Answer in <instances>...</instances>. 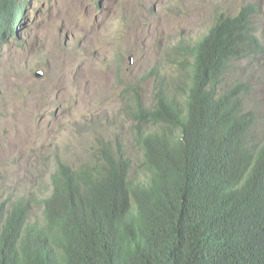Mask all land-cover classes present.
I'll return each mask as SVG.
<instances>
[{
	"label": "trees",
	"instance_id": "1",
	"mask_svg": "<svg viewBox=\"0 0 264 264\" xmlns=\"http://www.w3.org/2000/svg\"><path fill=\"white\" fill-rule=\"evenodd\" d=\"M28 2L0 0V44L16 39ZM260 14L264 0L215 12L183 46L175 91L160 83L153 108L137 104V171L102 144L78 169L56 160L41 222L31 199L5 196L0 264H264V132L245 92L221 83L264 59Z\"/></svg>",
	"mask_w": 264,
	"mask_h": 264
},
{
	"label": "rangeland",
	"instance_id": "2",
	"mask_svg": "<svg viewBox=\"0 0 264 264\" xmlns=\"http://www.w3.org/2000/svg\"><path fill=\"white\" fill-rule=\"evenodd\" d=\"M246 1L254 0H29L16 39L0 44V202L9 193L29 198L41 222L56 160L78 169L102 144L137 171V104L153 108L160 83L175 91L183 46L208 30L215 12L234 14ZM255 21L264 42L263 15ZM255 61L234 65L221 83L245 92L259 137L264 59Z\"/></svg>",
	"mask_w": 264,
	"mask_h": 264
}]
</instances>
